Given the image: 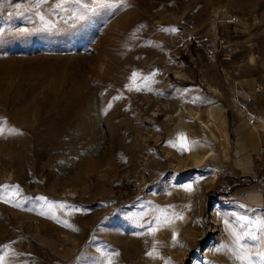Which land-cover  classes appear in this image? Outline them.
<instances>
[{
  "label": "rangeland",
  "instance_id": "rangeland-1",
  "mask_svg": "<svg viewBox=\"0 0 264 264\" xmlns=\"http://www.w3.org/2000/svg\"><path fill=\"white\" fill-rule=\"evenodd\" d=\"M16 5L0 3V185L18 193L0 200L5 264H243L231 214L264 215V0H123L81 21L66 5L39 31ZM133 72L147 89L125 87ZM180 134L190 151L169 143ZM160 210L183 219L155 236L132 222Z\"/></svg>",
  "mask_w": 264,
  "mask_h": 264
},
{
  "label": "snow or ice",
  "instance_id": "snow-or-ice-1",
  "mask_svg": "<svg viewBox=\"0 0 264 264\" xmlns=\"http://www.w3.org/2000/svg\"><path fill=\"white\" fill-rule=\"evenodd\" d=\"M3 0H0L2 3ZM49 4V0H29V6L22 8L20 5H16L18 10L17 14L23 16L25 12L32 13V16L29 19H36L39 22V27L34 29L35 31L49 30L57 28V23L52 19L48 18L45 13H54L59 15L66 11V5H75V9L71 12V17L75 21H81L87 18L89 15L96 14L102 10H107L110 13L114 14L115 10L123 7V0H57L56 3L51 4L47 8H44L45 5ZM65 25L68 24V20L61 17ZM168 29H165L167 31ZM29 29L24 28L20 30V34H27ZM171 31H177V29L172 28ZM154 75V73H153ZM132 82L125 87L129 91L141 92L148 88L147 81L150 77L143 78V83L137 84V73L133 72L131 77H129ZM121 97L116 96L113 99L119 100ZM112 107V102L108 104V108ZM173 147L179 149L181 153H185L191 150L195 145V141H189V138L184 134H180L176 141H169ZM202 178V177H201ZM183 187L187 191L191 192L193 190L192 184H186ZM15 185L2 184L0 185V200L9 202L10 200H15L18 195L17 192L13 191ZM45 203L41 207H46L50 214H52L53 209H71L73 211H79L78 208H75L72 205L66 203H53L47 201L45 197L37 198ZM171 207V206H169ZM240 207H244L240 205ZM41 214H44L41 212ZM233 216L232 224L234 225V230H232L233 244L235 245L234 259L236 261L243 262V264H264V249L252 251V247H259L260 242L264 241V215L249 217L246 214L236 215V213L231 214ZM182 220L183 216L178 212H172L169 214L167 211L160 210V215H157L153 220L147 222V226L140 224L139 220L135 217L132 218V222L137 224L138 227L145 229L147 235L155 236L156 232L159 230V226L167 225L173 223V220ZM155 225V226H153ZM141 235L144 233H136ZM175 239V237H173ZM246 241L254 242L253 245H249ZM8 248L7 244H0V264H5L4 251ZM223 248H227V245H224ZM222 249L218 248L217 251ZM158 253L156 251L155 245H153L152 251L146 252V256L155 257ZM108 264H111V258L108 259Z\"/></svg>",
  "mask_w": 264,
  "mask_h": 264
},
{
  "label": "built area",
  "instance_id": "built-area-1",
  "mask_svg": "<svg viewBox=\"0 0 264 264\" xmlns=\"http://www.w3.org/2000/svg\"><path fill=\"white\" fill-rule=\"evenodd\" d=\"M236 21H237L236 16H232V15L228 16L227 22L234 23ZM190 41H191V39H188L187 44L185 46L189 45L188 43ZM206 55H207V57H212L213 56V49L207 48L206 49ZM258 90H259V88L256 87L254 91L257 92ZM238 92L239 91H236V93H234V94H235V97L237 98V101L239 100L238 106H239L240 112L242 113V117H244L248 126L254 129L256 127V124H257V118H256V115L248 108V103L253 101V97L248 92H245V93H241V92L238 93ZM239 95H240V97L243 96L242 100H240ZM262 151H263V149H262ZM226 189L229 190V187H227L225 189L221 188L220 191H225Z\"/></svg>",
  "mask_w": 264,
  "mask_h": 264
},
{
  "label": "crops",
  "instance_id": "crops-1",
  "mask_svg": "<svg viewBox=\"0 0 264 264\" xmlns=\"http://www.w3.org/2000/svg\"><path fill=\"white\" fill-rule=\"evenodd\" d=\"M242 98H243V96H241L240 100H242ZM254 100H255V98H253V102H251L252 104L254 103ZM248 108L255 114L254 109H252V105L248 104ZM262 108H264V106H262ZM258 116H260V115L258 114ZM243 120L245 121V119H243ZM257 121H258V117H257ZM263 143H264V130L261 128H258L257 135H255V139L253 142V147H260L263 145Z\"/></svg>",
  "mask_w": 264,
  "mask_h": 264
},
{
  "label": "bare ground",
  "instance_id": "bare-ground-1",
  "mask_svg": "<svg viewBox=\"0 0 264 264\" xmlns=\"http://www.w3.org/2000/svg\"><path fill=\"white\" fill-rule=\"evenodd\" d=\"M257 93V92H256ZM212 125V124H211ZM202 127H205V129L207 128L208 129V131H210V128H209V126H208V124H206V123H204V124H202ZM258 127H257V125H256V127L254 128V129H257Z\"/></svg>",
  "mask_w": 264,
  "mask_h": 264
}]
</instances>
